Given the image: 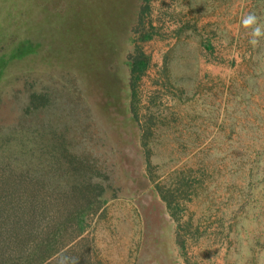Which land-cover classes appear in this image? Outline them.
I'll return each mask as SVG.
<instances>
[{
    "label": "rangeland",
    "instance_id": "rangeland-1",
    "mask_svg": "<svg viewBox=\"0 0 264 264\" xmlns=\"http://www.w3.org/2000/svg\"><path fill=\"white\" fill-rule=\"evenodd\" d=\"M249 12L264 24V0H0V115L47 91L109 184L66 246L82 238L83 264H259L264 37L249 44Z\"/></svg>",
    "mask_w": 264,
    "mask_h": 264
},
{
    "label": "trees",
    "instance_id": "trees-1",
    "mask_svg": "<svg viewBox=\"0 0 264 264\" xmlns=\"http://www.w3.org/2000/svg\"><path fill=\"white\" fill-rule=\"evenodd\" d=\"M128 62L132 73L145 66L139 56ZM28 98L11 119L0 115V264H83L82 238L66 246L107 200L109 184L61 114L51 113V95ZM7 102L1 93L0 108Z\"/></svg>",
    "mask_w": 264,
    "mask_h": 264
},
{
    "label": "clouds",
    "instance_id": "clouds-1",
    "mask_svg": "<svg viewBox=\"0 0 264 264\" xmlns=\"http://www.w3.org/2000/svg\"><path fill=\"white\" fill-rule=\"evenodd\" d=\"M240 23L244 28L250 29L249 44L253 47L258 46L260 38L264 37V24L260 22L259 17L255 13L249 12L241 17ZM259 264H264V253L259 258Z\"/></svg>",
    "mask_w": 264,
    "mask_h": 264
}]
</instances>
